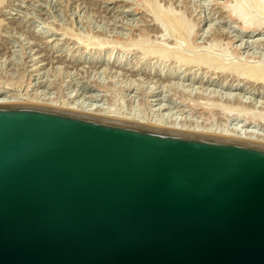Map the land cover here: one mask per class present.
I'll use <instances>...</instances> for the list:
<instances>
[{
  "label": "water",
  "instance_id": "water-1",
  "mask_svg": "<svg viewBox=\"0 0 264 264\" xmlns=\"http://www.w3.org/2000/svg\"><path fill=\"white\" fill-rule=\"evenodd\" d=\"M0 264H264V141L0 101Z\"/></svg>",
  "mask_w": 264,
  "mask_h": 264
},
{
  "label": "rangeland",
  "instance_id": "rangeland-1",
  "mask_svg": "<svg viewBox=\"0 0 264 264\" xmlns=\"http://www.w3.org/2000/svg\"><path fill=\"white\" fill-rule=\"evenodd\" d=\"M238 7L253 13L255 27L234 19ZM263 14L264 0H4L0 94L92 96L101 107L143 118L264 130V84L245 75L264 70Z\"/></svg>",
  "mask_w": 264,
  "mask_h": 264
},
{
  "label": "bare ground",
  "instance_id": "bare-ground-1",
  "mask_svg": "<svg viewBox=\"0 0 264 264\" xmlns=\"http://www.w3.org/2000/svg\"><path fill=\"white\" fill-rule=\"evenodd\" d=\"M24 1V0H23ZM241 1V0H240ZM4 2V0H0V4L2 5V3ZM256 4V3H255ZM0 5V6H1ZM255 6V5H254ZM241 7V6H240ZM240 7H238L237 9L231 11V15L234 17V19L236 20H239L242 25L244 24V26L250 28V27H255L254 25L252 26V24H254V16H253V13H252V16L248 17V15H244L242 12H241V9ZM263 7V6H262ZM259 9V8H258ZM154 10V9H153ZM243 10V9H242ZM256 11V15H257V10ZM254 11V12H255ZM164 12V11H163ZM162 12V13H163ZM258 12L260 13L261 12V16H262V10L259 9ZM169 12L167 14H165V16L167 15L168 16ZM246 14V13H245ZM161 15V13H160ZM255 15V14H254ZM260 15V14H258ZM264 15V14H263ZM163 17V16H162ZM180 17V16H179ZM178 17V18H179ZM168 18V17H167ZM165 18V19H167ZM169 18H171L169 16ZM172 18H174L172 16ZM171 18V19H172ZM159 19V18H158ZM164 19V20H165ZM169 20V19H168ZM167 20V22H168ZM176 20L175 18L173 19V21ZM170 21V20H169ZM171 22V24L169 23V25H171V28H174L172 27V23L174 22ZM238 21V22H239ZM175 25L177 24V20L175 21ZM174 25V26H175ZM179 25H180V22H179ZM178 25V27H179ZM187 26V25H186ZM257 26V25H256ZM159 28V27H158ZM168 28V27H167ZM170 28V27H169ZM258 28V27H257ZM184 29V28H183ZM255 30V29H254ZM172 32V31H171ZM66 34H69V33H66ZM165 34V33H164ZM173 35V34H172ZM73 36V35H72ZM82 36V35H81ZM79 37V35H78ZM85 37V36H84ZM180 37V36H179ZM95 38V37H94ZM184 38V37H183ZM88 41V38L86 39ZM85 40V41H86ZM147 40V39H146ZM165 40V39H164ZM83 41V40H82ZM92 41V44L94 43L93 40ZM182 42V41H181ZM88 43V42H87ZM99 43V42H98ZM196 46V45H195ZM102 47V46H101ZM113 48V47H112ZM149 48V47H148ZM136 49V48H135ZM159 49V48H158ZM140 50V49H139ZM162 50V49H161ZM134 51V50H133ZM150 51V50H149ZM152 51V50H151ZM128 52V51H127ZM161 52V56H162V51ZM167 52V51H166ZM153 53V52H152ZM151 53V55H152ZM156 53V52H155ZM181 53V52H180ZM179 53V54H180ZM157 54V53H156ZM182 54V53H181ZM146 55V54H145ZM175 55V53H174ZM204 56V55H203ZM206 56V55H205ZM159 57V56H158ZM166 58V56H163ZM185 57V55H184ZM201 57V56H200ZM160 58V57H159ZM179 58V57H178ZM189 58V57H188ZM198 58V57H197ZM205 59H210L212 58L211 56H207V57H204ZM161 59V58H160ZM159 59V60H160ZM163 59V58H162ZM174 59V58H173ZM215 59V57H214ZM213 59V60H214ZM89 60V59H88ZM98 59L96 60H91L90 62L93 64L97 61ZM165 60V59H164ZM181 60H182V57H181ZM200 60V59H198ZM212 60V59H211ZM86 61V60H85ZM184 61V60H183ZM215 61V60H214ZM105 62V61H104ZM110 62V59L107 61V63ZM189 62V60L187 61ZM117 63V62H116ZM200 63V61H199ZM121 64V63H120ZM229 65V64H228ZM209 66V64H208ZM207 66V67H208ZM231 66V65H230ZM241 67V66H239ZM193 68V67H192ZM253 68V67H252ZM247 69L248 71L245 73V69H244V73L246 76H248V82H252V83H259V84H264V70H260V71H256V68H253V69ZM232 69V68H231ZM237 69V68H236ZM240 70V68H238ZM255 69V70H254ZM258 69V68H257ZM208 70V69H207ZM206 70V71H207ZM35 71L37 72V70L35 69ZM224 72V71H223ZM135 72H133L132 74H134ZM145 73V71H144ZM143 73V74H144ZM148 73V72H147ZM226 73V72H225ZM235 74V73H234ZM133 76V75H132ZM137 76V75H136ZM159 78L161 79L162 77V74H158ZM174 75L173 74H166L165 78L166 79H170L172 78ZM240 76V75H239ZM114 83V82H113ZM132 83V81H131ZM125 84V83H124ZM190 84V83H189ZM130 85V84H129ZM128 85V86H129ZM167 85V84H166ZM175 85V84H174ZM69 86L71 89H73V91H75L74 87L76 86V83H69ZM127 86V88L129 89V87ZM133 86V85H132ZM151 87V86H150ZM171 87V86H170ZM109 89V88H108ZM126 89V88H125ZM133 89V88H132ZM152 90V89H151ZM178 90V89H177ZM122 91V90H121ZM155 91V90H154ZM193 92V91H192ZM216 92V91H215ZM42 93H45V92H42ZM71 93V92H70ZM190 93V92H189ZM64 94V93H63ZM153 91L151 92L150 94V97L154 98L156 97L157 95H153ZM180 94H181V91H180ZM184 94V93H183ZM185 94H188L185 93ZM191 94V95H190ZM189 96L192 97V93H190ZM205 94V93H204ZM218 94V93H217ZM52 95V94H51ZM25 96V94H24ZM33 96V95H32ZM183 96V95H182ZM185 97V96H184ZM182 97V98H184ZM187 97V95H186ZM185 97V98H186ZM203 97V94L199 95V98ZM205 97H208L207 95ZM210 97V96H209ZM165 98V97H164ZM197 98V96H196ZM220 98V97H219ZM161 99V98H160ZM201 99V98H200ZM208 99V98H207ZM212 99V97L210 98V100ZM217 99V98H216ZM190 100V99H189ZM209 100V99H208ZM221 100V99H220ZM232 99H228L229 101V104L231 105H234L237 106V104L239 105H244V102L241 100L238 101L236 100V103L235 101H231ZM0 101H18V102H23V103H43V104H49V105H54V106H59V107H64V108H68V109H73V110H77V111H82V112H87V113H92V114H96V115H101V116H105V117H109V118H113V119H116V120H120V121H125V122H129V123H136V124H144V125H152V126H159V127H165V128H170V129H173V130H177V131H182V132H191V133H206V134H214V135H221V136H228V137H236V138H243V139H250V140H257V141H264V130H259L258 129H252V127H249V126H224V127H214V126H203V124L199 125V124H188L187 123H184L185 121L183 120V122H181V120L178 121L177 118H166V117H162L161 115V119H153V118H146V117H138L137 115L133 114H125L123 112H119V111H122V110H119V111H114L112 110V108H105V107H101V105H99L100 103H98V98L97 99H93L92 96H88V97H81V95L77 96V94H75L74 96L72 94H69L68 95H63V96H59V98L57 97H52V96H48L47 92L45 94H38L36 96H27L25 98L23 97H19L17 96L16 94L15 95H10V96H7V95H4V93L0 94ZM88 101V102H87ZM187 101V100H186ZM150 103L151 102H162V101H159L158 99H153L151 101H149ZM190 102V101H189ZM208 102V101H207ZM231 102V103H230ZM158 103V104H159ZM191 103V102H190ZM183 104V103H182ZM192 104V103H191ZM212 104V103H211ZM227 104V105H229ZM250 104V102H249ZM207 105L210 107V104L207 103ZM230 105V106H231ZM251 105V104H250ZM196 106V105H195ZM212 106V105H211ZM244 107H246L244 105ZM244 107H241V108H244ZM248 107V106H247ZM259 107V106H258ZM124 108V107H123ZM162 108V107H161ZM197 108V106H196ZM203 108V107H202ZM206 108V107H205ZM227 108V107H226ZM234 108V107H233ZM126 109V108H125ZM209 109V108H208ZM246 109V108H245ZM212 110V109H211ZM211 110H209V112H211ZM221 111V110H220ZM224 111V110H223ZM245 111V110H244ZM127 113V112H126ZM136 113V112H135ZM151 113V112H150ZM165 115V114H164ZM232 116V115H231ZM238 116V114H237ZM236 116V117H237ZM245 116V115H244ZM172 117V116H171ZM247 117V116H246ZM256 117V116H255ZM202 118V117H201ZM245 118V117H244ZM264 118V117H263ZM247 119V118H246ZM249 119V118H248ZM251 120H254L255 118L252 117L251 115ZM263 120V119H262ZM255 123L257 122V120L254 121ZM260 122V121H259ZM252 123V121L250 122ZM256 125V124H255ZM223 126V125H222ZM261 129V128H260ZM263 129V128H262Z\"/></svg>",
  "mask_w": 264,
  "mask_h": 264
}]
</instances>
